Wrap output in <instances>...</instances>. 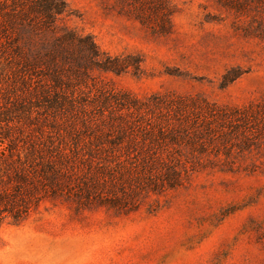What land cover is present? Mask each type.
<instances>
[{"label":"trees","instance_id":"1","mask_svg":"<svg viewBox=\"0 0 264 264\" xmlns=\"http://www.w3.org/2000/svg\"><path fill=\"white\" fill-rule=\"evenodd\" d=\"M118 1L155 34L172 33L168 0ZM69 14L65 0H0V222L20 224L46 202L127 216L198 173L235 172L264 146V100L117 90L101 75H139L142 61L103 51L64 24Z\"/></svg>","mask_w":264,"mask_h":264},{"label":"rangeland","instance_id":"2","mask_svg":"<svg viewBox=\"0 0 264 264\" xmlns=\"http://www.w3.org/2000/svg\"><path fill=\"white\" fill-rule=\"evenodd\" d=\"M65 1L64 24L112 56L142 61L139 75H101L117 90L239 107L264 100V0H168L166 36L121 12L118 0ZM227 76L236 79L224 88ZM235 162V172L198 173L127 216L46 202L20 224L6 219L0 264H264V146Z\"/></svg>","mask_w":264,"mask_h":264}]
</instances>
